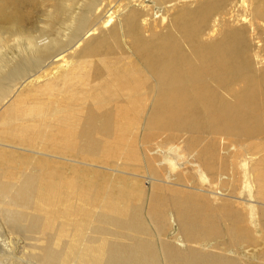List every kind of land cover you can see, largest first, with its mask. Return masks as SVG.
Instances as JSON below:
<instances>
[{
	"label": "bare ground",
	"instance_id": "bare-ground-1",
	"mask_svg": "<svg viewBox=\"0 0 264 264\" xmlns=\"http://www.w3.org/2000/svg\"><path fill=\"white\" fill-rule=\"evenodd\" d=\"M48 5L0 0V264H264V0Z\"/></svg>",
	"mask_w": 264,
	"mask_h": 264
},
{
	"label": "rangeland",
	"instance_id": "rangeland-1",
	"mask_svg": "<svg viewBox=\"0 0 264 264\" xmlns=\"http://www.w3.org/2000/svg\"><path fill=\"white\" fill-rule=\"evenodd\" d=\"M45 1H49V5L48 6H50V0H45ZM48 6H47V8H48ZM46 7V6H45ZM40 10V9H39ZM39 10L38 11H35L34 12V16H33V19L35 18V22L36 21H39L41 18H45V15L43 14V12H39ZM42 11V10H41ZM41 14V15H40ZM39 15V16H38ZM44 15V16H43ZM38 16V17H37ZM33 21V22H34ZM30 23H32L31 21H30ZM29 23V24H30ZM34 24V23H33ZM6 102H8V100L6 101V100H4L3 102H2V104L4 105ZM1 104V105H2ZM176 154V153H175ZM178 154V153H177ZM185 158V159H184ZM172 159L173 160H179V162H178V164H180V165H182L181 166V169L182 170H186V171H189L190 172V174H191V176H193V177H196V182H197V186H195V187H203V188H206V189H208V191H203V193H210V191L209 190H213L212 189V187H209V185H207L208 184V182H202V180H200V175L199 174H201V173H204L203 172V169L197 164L198 162L197 161H190V160H188L187 158H186V156H184V155H182L181 156V160L179 159V158H177V157H172ZM82 166H85V167H82ZM81 168H84L85 170H86V172L87 173H92V171L90 170V168L91 169H95V170H99L98 172H100V173H96V175L94 174V173H92V174H94L95 176H97L98 178V180H100V181H107L106 179H105V177H103V173H101V172H105V173H109V172H111V171H109V170H105V169H99V168H96V167H90V166H86V165H81ZM86 168H89V169H86ZM95 170H93V171H95ZM263 170H264V168H263ZM199 171H201V173H199ZM99 175V176H98ZM118 175H120L121 177H122V179H120L119 180V184H122L123 182L128 186V187H133L134 189H136V187H135V180H136V178H137V180H140V181H142V179L141 178H139V177H136V176H132V175H129V174H124V173H118ZM203 175V177H205V175L204 174H202ZM207 176V175H206ZM208 177V176H207ZM83 178H84V176H82L81 175V180H83ZM203 179V178H202ZM209 180V179H208ZM143 182V181H142ZM207 183V184H206ZM118 184V185H119ZM142 184L143 183H140V182H138V185H137V187L138 186H142ZM199 185V186H198ZM203 185V186H202ZM170 186H172V185H170ZM172 187H175V188H178V187H180L181 189H185V190H194V188L192 189V187H190L189 188V186H187L188 188H186V187H183V186H177L176 187V185L175 186H172ZM180 188H178V189H180ZM211 188V189H210ZM214 191H216V189L214 190ZM261 202H264L263 200H260ZM253 209H255V212H257V214H261L263 211H264V204H261V203H259V204H257L256 205V207L255 208H253Z\"/></svg>",
	"mask_w": 264,
	"mask_h": 264
}]
</instances>
